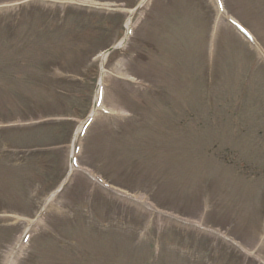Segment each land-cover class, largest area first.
<instances>
[{"label": "rangeland", "instance_id": "1", "mask_svg": "<svg viewBox=\"0 0 264 264\" xmlns=\"http://www.w3.org/2000/svg\"><path fill=\"white\" fill-rule=\"evenodd\" d=\"M223 2L255 47L210 0H0V264H264V0Z\"/></svg>", "mask_w": 264, "mask_h": 264}, {"label": "bare ground", "instance_id": "2", "mask_svg": "<svg viewBox=\"0 0 264 264\" xmlns=\"http://www.w3.org/2000/svg\"><path fill=\"white\" fill-rule=\"evenodd\" d=\"M226 9V8H225ZM103 63V62H102ZM98 86H102L101 84L100 85H98ZM79 129V128H78ZM78 131V130H77ZM76 136V135H75ZM75 136H74V139H75Z\"/></svg>", "mask_w": 264, "mask_h": 264}]
</instances>
